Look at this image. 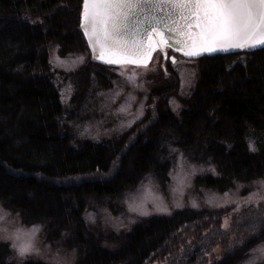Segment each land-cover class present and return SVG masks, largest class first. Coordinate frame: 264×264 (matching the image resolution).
I'll list each match as a JSON object with an SVG mask.
<instances>
[{"label":"trees","instance_id":"obj_1","mask_svg":"<svg viewBox=\"0 0 264 264\" xmlns=\"http://www.w3.org/2000/svg\"><path fill=\"white\" fill-rule=\"evenodd\" d=\"M68 1L73 9L69 21L63 18L68 15L64 8ZM81 4L82 0H0V202L4 207L19 213L24 223L41 224L46 236L83 243L87 203L110 201L137 176L157 171L156 149L169 140L179 141L191 157L209 159L216 167L217 174L197 176V186L225 188L235 180L264 176V47L245 51L252 53L247 71L253 80H244L242 69H234L236 58H227L241 51L203 57L190 109L181 110V127L175 114L158 104L150 126L138 130L144 137L129 131L108 143L68 139L49 49L70 48V28L79 43L85 42L79 28ZM133 142L138 143L123 158ZM249 143L255 151L249 150ZM129 165L134 171L131 177L125 170ZM29 193L33 201L26 197ZM188 212L140 221L120 245L113 241L115 250L110 245L79 246L76 264H144L164 250L170 252L166 264H205L226 233L215 227L186 243L176 232L200 214ZM5 247L0 245V264L8 261ZM227 250L224 259L213 264H238L239 247Z\"/></svg>","mask_w":264,"mask_h":264},{"label":"rangeland","instance_id":"obj_2","mask_svg":"<svg viewBox=\"0 0 264 264\" xmlns=\"http://www.w3.org/2000/svg\"><path fill=\"white\" fill-rule=\"evenodd\" d=\"M67 4L69 6L64 8L68 15L63 18L69 21L73 9L70 8V1ZM67 34L72 40L68 43L70 48L61 52L57 45L51 47L49 63L55 71L54 82L66 111L63 122L68 129V134H65L68 139H72L74 143L84 140L108 143L129 131L136 135L140 128H145L153 121L158 104L175 114L179 127L183 125L179 120L181 110L190 109L188 102L199 83L203 70L202 58L205 56L187 58L175 55L173 63L170 56L161 57L160 51H157L153 53L147 70L126 62L96 63L91 59L87 41L82 40L79 43L71 28ZM251 54L241 51L227 57L231 60L236 58L234 69H242L244 80H253L247 71V59ZM141 136L144 137V134ZM176 142H160L155 152L159 158L157 171L151 170L137 176L132 185H128L119 196L113 195L110 201L96 202L94 199L90 204L87 203L84 217L82 216L86 234L83 236H87L82 239L83 243L68 237L56 239L54 235L46 236V231L41 227L33 239L32 253L25 262L46 263L53 261L58 255L62 264H76L80 254L79 246L85 249L87 244H98L101 247L110 245L113 249V241L120 245L131 229L144 219L170 216L181 211L185 215L190 213L188 211L192 214L194 210L200 211L202 217L200 214L193 215L194 220L183 223L179 232H176L179 238L185 237V242L190 244L195 241L198 233H208L215 227L221 228L227 234L221 236L223 240L214 244L205 264L223 260L225 253L229 251L227 248L235 245L242 253L238 264H245L249 259H264V253L259 251L251 257L245 256L254 246L264 243V200L260 199L264 197V176L235 180L225 188H211L204 184L197 186L195 178L207 173L217 174L216 167L209 159L202 161L200 158L191 157L179 141ZM137 143L124 152L123 158L130 156ZM122 164L123 162L115 175L119 173ZM125 170L128 177L134 174L131 165ZM26 197L30 201L34 200L30 193ZM130 205H141L148 215L130 210ZM16 213L0 202V240L8 238L7 243L0 245L6 246L7 260L11 257V264H19L21 259L12 247L14 236L18 231L30 233L32 226L39 224L24 223ZM241 241H245L242 246ZM167 253L170 252L164 250L160 255L147 259L144 264H166Z\"/></svg>","mask_w":264,"mask_h":264},{"label":"snow or ice","instance_id":"obj_3","mask_svg":"<svg viewBox=\"0 0 264 264\" xmlns=\"http://www.w3.org/2000/svg\"><path fill=\"white\" fill-rule=\"evenodd\" d=\"M157 7L167 9L166 15L157 16ZM145 8L153 11L143 19H135ZM79 28L92 49L93 59L106 64L126 62L147 70L153 53L165 48L174 47L191 58L228 49L264 47V0H82ZM165 30L175 35L174 44L169 42L171 36H164ZM172 59L175 63V57ZM249 150L255 151L252 143ZM129 207L148 215L141 205ZM41 227L33 225L30 233L18 231L14 236L12 247L21 258L19 264L31 255L33 239ZM7 242V237L0 240ZM243 243L240 242L241 246ZM257 251L264 253V243L254 246L245 256L251 257ZM10 262L11 257L6 264ZM46 264L62 261L57 255ZM245 264H264V259H249Z\"/></svg>","mask_w":264,"mask_h":264},{"label":"water","instance_id":"obj_4","mask_svg":"<svg viewBox=\"0 0 264 264\" xmlns=\"http://www.w3.org/2000/svg\"><path fill=\"white\" fill-rule=\"evenodd\" d=\"M153 10L151 9V8H145L144 9V12L140 15V16H137V17H135V19H143V17H144V15H147L149 12H152ZM166 13H167V9H164L163 11L159 8V7H157L156 9H155V14L157 15V16H164V15H166ZM164 36L165 37H169V36H171L172 37V39L169 41L170 43H175V35L174 34H172V33H169V32H167L166 30L164 31ZM87 39V38H86ZM88 42V41H87ZM89 45V44H88ZM90 48V47H89ZM174 48V47H173ZM90 50H91V52H92V49L90 48ZM233 50H236V51H239V50H241V49H228L227 51H233ZM248 50H252V49H248ZM183 52V51H182ZM217 52H224V51H217Z\"/></svg>","mask_w":264,"mask_h":264},{"label":"flooded vegetation","instance_id":"obj_5","mask_svg":"<svg viewBox=\"0 0 264 264\" xmlns=\"http://www.w3.org/2000/svg\"><path fill=\"white\" fill-rule=\"evenodd\" d=\"M166 50L164 51V53L167 55V56H170V55H179L180 52H177L175 50H172L171 48H165Z\"/></svg>","mask_w":264,"mask_h":264}]
</instances>
